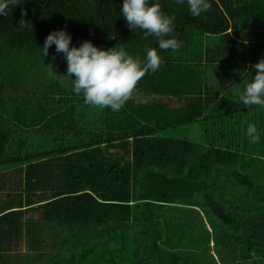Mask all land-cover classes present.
I'll use <instances>...</instances> for the list:
<instances>
[{
	"label": "trees",
	"instance_id": "1",
	"mask_svg": "<svg viewBox=\"0 0 264 264\" xmlns=\"http://www.w3.org/2000/svg\"><path fill=\"white\" fill-rule=\"evenodd\" d=\"M159 3L180 47L118 112L85 105L42 46L64 29L71 46L143 59L155 42L122 0H22L0 16V264H264V109L239 100L264 58V0H212L199 17Z\"/></svg>",
	"mask_w": 264,
	"mask_h": 264
},
{
	"label": "clouds",
	"instance_id": "2",
	"mask_svg": "<svg viewBox=\"0 0 264 264\" xmlns=\"http://www.w3.org/2000/svg\"><path fill=\"white\" fill-rule=\"evenodd\" d=\"M177 5H187L193 17H199L212 7V0H175ZM22 0H0V16L9 5L16 6ZM127 26L143 32L145 39L151 37L155 47L146 50L143 59L130 55L124 47L108 49L97 47L91 40L83 41L79 47L71 46L72 36L64 29L50 32L42 46L47 56L50 46L55 45L56 53H62L66 63L65 76L71 78L73 94L81 96L83 103L98 109L118 112L127 101L138 93L139 81L148 73L156 72L163 63L161 52L178 51L175 18L166 15L159 0H122L119 8ZM25 25H20L24 27ZM256 70L244 85L239 100L246 108L264 109V58L253 65ZM74 77V78H73ZM245 135L251 142L259 140L257 127L249 123Z\"/></svg>",
	"mask_w": 264,
	"mask_h": 264
},
{
	"label": "rangeland",
	"instance_id": "3",
	"mask_svg": "<svg viewBox=\"0 0 264 264\" xmlns=\"http://www.w3.org/2000/svg\"><path fill=\"white\" fill-rule=\"evenodd\" d=\"M231 124H232L231 121L226 120L225 123H223L221 125V126H224L223 131H222V133L225 135L224 144L227 142L230 143V141L232 140V138L230 137L231 136L230 131H231V126H232ZM169 137L181 139L183 137V134L182 133L178 134L177 132H175V133H172ZM216 143L222 145L221 141H216ZM210 245H211V243H210Z\"/></svg>",
	"mask_w": 264,
	"mask_h": 264
}]
</instances>
